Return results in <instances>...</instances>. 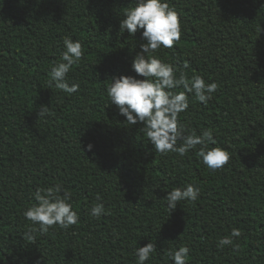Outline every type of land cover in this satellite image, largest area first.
I'll use <instances>...</instances> for the list:
<instances>
[{"label": "trees", "instance_id": "trees-1", "mask_svg": "<svg viewBox=\"0 0 264 264\" xmlns=\"http://www.w3.org/2000/svg\"><path fill=\"white\" fill-rule=\"evenodd\" d=\"M135 3L0 0V264H136L135 249L149 241L157 250L146 264H173L168 254L182 245L187 264H264V0H169L181 38L152 53L177 75L218 84L207 105L189 93L179 116L186 135L210 130L209 147L230 153L217 170L200 146L183 157L157 152L143 124L127 126L108 103L112 76L143 79L132 69L143 30L119 31ZM65 37L83 48L68 74L80 85L71 95L48 84ZM42 104L50 114L38 117ZM57 184L79 221L42 234L24 212L37 189ZM188 184L198 199L170 213L167 192ZM96 203L105 207L99 218L90 214ZM233 228L240 236L218 247Z\"/></svg>", "mask_w": 264, "mask_h": 264}, {"label": "clouds", "instance_id": "clouds-1", "mask_svg": "<svg viewBox=\"0 0 264 264\" xmlns=\"http://www.w3.org/2000/svg\"><path fill=\"white\" fill-rule=\"evenodd\" d=\"M120 21V33L127 30L134 36L142 31L140 44L141 51L132 61V69L138 79L132 75L112 76L111 83L107 85L106 92L108 103L117 106L119 113L126 117L127 126L143 124L147 139L154 145L157 152L166 154L178 153L181 157L190 150L200 146L197 155L211 170L223 168L230 160V153L221 146L216 145L213 132L203 130L199 135L196 132L185 134L186 126L180 122L179 116L189 108L188 94H194L197 101L207 105L212 94L217 90L218 84L206 82L200 75H192L190 78L180 72L170 62H165L152 53L161 48L170 49L179 42L182 34L181 20L178 12L170 6L169 0H136L135 6L128 8ZM65 51L61 61L50 70L51 79L49 88L55 87L71 95L79 90L78 83H69L68 74L74 64H78L83 56L82 43L70 37L64 38ZM188 67L187 64L184 65ZM183 91H174L177 88ZM107 103V104H108ZM50 114L48 105H40L38 117ZM181 140L182 144L177 145ZM93 144L89 143L87 149L91 150ZM62 185H55L35 192L36 204L25 210L24 216L33 225H39L40 233H47L49 228L59 225L68 228L79 221V214L73 209L71 193L63 192ZM200 189L193 184L185 188H174L166 195V207L170 211L175 210L180 201L195 202L199 197ZM99 196L97 200H99ZM92 216L99 218L106 214L103 203H96L91 207ZM37 229H30L26 234L29 242H35L31 234ZM240 230L233 228L231 235L221 238L218 247L233 243V237L240 236ZM157 250L156 243L149 241L142 247L135 249L136 264H146L152 254ZM190 248L182 245L178 249L169 252L173 264H187Z\"/></svg>", "mask_w": 264, "mask_h": 264}]
</instances>
